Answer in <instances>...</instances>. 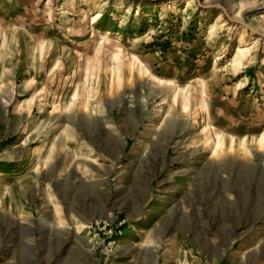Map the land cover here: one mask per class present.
<instances>
[{
    "label": "rangeland",
    "instance_id": "obj_1",
    "mask_svg": "<svg viewBox=\"0 0 264 264\" xmlns=\"http://www.w3.org/2000/svg\"><path fill=\"white\" fill-rule=\"evenodd\" d=\"M0 264H264V0H0Z\"/></svg>",
    "mask_w": 264,
    "mask_h": 264
},
{
    "label": "bare ground",
    "instance_id": "obj_2",
    "mask_svg": "<svg viewBox=\"0 0 264 264\" xmlns=\"http://www.w3.org/2000/svg\"><path fill=\"white\" fill-rule=\"evenodd\" d=\"M181 1H182V0H181ZM177 2H178V1H177ZM174 3H175V2H174ZM240 52H243V51L238 50V51H237L238 55H239ZM240 55H241V54H240ZM170 99H171V98H170ZM44 109H45V108H44ZM39 115H40V114H39ZM42 116H43V115H42ZM42 148H43V147H42ZM39 151H40V150H39ZM39 154H40V153H39Z\"/></svg>",
    "mask_w": 264,
    "mask_h": 264
}]
</instances>
